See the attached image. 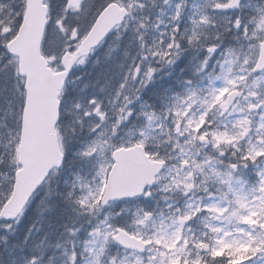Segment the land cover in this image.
<instances>
[{"label": "snow or ice", "instance_id": "obj_1", "mask_svg": "<svg viewBox=\"0 0 264 264\" xmlns=\"http://www.w3.org/2000/svg\"><path fill=\"white\" fill-rule=\"evenodd\" d=\"M0 264H264V0H0Z\"/></svg>", "mask_w": 264, "mask_h": 264}, {"label": "rangeland", "instance_id": "obj_2", "mask_svg": "<svg viewBox=\"0 0 264 264\" xmlns=\"http://www.w3.org/2000/svg\"><path fill=\"white\" fill-rule=\"evenodd\" d=\"M42 227H43V230H47V222L46 221Z\"/></svg>", "mask_w": 264, "mask_h": 264}, {"label": "trees", "instance_id": "obj_3", "mask_svg": "<svg viewBox=\"0 0 264 264\" xmlns=\"http://www.w3.org/2000/svg\"><path fill=\"white\" fill-rule=\"evenodd\" d=\"M27 223H28V222H25V225H22V226H21L22 229H23L24 227H26Z\"/></svg>", "mask_w": 264, "mask_h": 264}]
</instances>
